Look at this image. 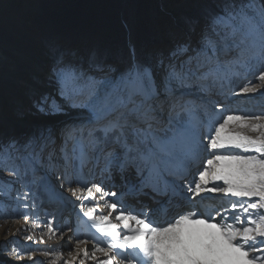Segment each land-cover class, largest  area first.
<instances>
[{
	"label": "rangeland",
	"instance_id": "374dc122",
	"mask_svg": "<svg viewBox=\"0 0 264 264\" xmlns=\"http://www.w3.org/2000/svg\"><path fill=\"white\" fill-rule=\"evenodd\" d=\"M139 2L0 0V50L6 51L0 55L13 63L0 65V145L14 141L22 149L33 139L47 145L34 169H26L20 160L16 161L18 168L0 164V264H64L71 259L69 250L72 255L79 253L73 264H102L109 258L120 264V256L135 264H149L133 249H114L109 257L97 252L91 258L94 246L106 247L111 238L102 235L98 231L102 225L86 213L92 208L93 217L109 216L111 223L120 225L115 220L118 212L107 207L113 202L156 226L206 207L207 217L223 223L221 215L230 208V200L215 204L213 200L222 194L193 197L186 186L213 155L209 137L226 116L244 117L229 121L227 135L264 140L251 136L253 126L264 123V92L259 90L264 84L260 79L264 51L258 44L250 40L239 48L229 47L218 57L221 70L217 74L183 89V99L156 105L164 109L156 108L152 131L164 148L151 171L139 160H125L111 141H92L87 132H72L71 125L79 121L77 116L84 109L60 95L57 73L74 69L103 82L133 63L155 66L163 59L165 64H179L193 54L191 49L205 32L213 38L216 33L230 32L236 23L234 13L246 7L249 15H256L264 0H146L151 13L147 16H142ZM214 20H219L215 31ZM13 69L25 75L11 76ZM245 87L255 91L243 92ZM53 101L58 110L51 106ZM67 115L72 122L56 125ZM20 129L23 132L18 134ZM215 151L255 154L235 148ZM20 155L26 153L21 150ZM159 171L169 178L162 193L171 202L164 200L169 206L160 207L162 217L147 215L150 206L163 201H155L163 187L155 181ZM69 187L81 190L73 194L67 192ZM138 190L144 195L142 205L133 199ZM194 198L212 200L192 203ZM138 206L141 213H137ZM49 222L55 234L48 231ZM118 230L124 231L122 226ZM79 240L88 243L78 244Z\"/></svg>",
	"mask_w": 264,
	"mask_h": 264
},
{
	"label": "snow or ice",
	"instance_id": "6c2138e0",
	"mask_svg": "<svg viewBox=\"0 0 264 264\" xmlns=\"http://www.w3.org/2000/svg\"><path fill=\"white\" fill-rule=\"evenodd\" d=\"M233 19L236 23L231 25L230 32L216 33L215 38L205 32L197 46L191 49L193 54L179 64L171 61L165 64L163 59L155 66L133 63L118 76L103 82L74 69L59 71L60 95L84 109L79 121L71 125L72 132H87V138L92 141H111L121 150L125 160H139L151 171L164 148L152 131L156 105L169 99H183L186 95L183 89L217 74L221 70L218 57L229 47L239 48L251 40L264 51V6L256 15H249L246 7H242L233 14ZM217 23L219 20L213 21V31ZM183 51H187V47ZM260 79L264 80V74ZM242 91L255 89L245 87ZM51 106L55 109V101ZM243 119L242 116L228 115L215 128V134L209 137L213 155L193 183L186 186L193 197L202 193H220L225 198H235L230 200V208L223 210V223L213 222L212 216L202 217L193 212L179 215L166 226H156L144 217L120 210L115 202L109 203L107 207L118 212L115 220L120 225H117L110 222L109 216L93 217V209L89 208L86 215L99 221L102 227L98 231L111 238L106 247L95 245L91 258L95 259L97 252L109 257L114 249L123 252L133 249L139 251L149 264H264V239H258L264 238V212L258 211L264 209V140L225 133L229 121ZM257 127L264 128V125L253 126V130ZM97 132L103 137L98 138ZM46 146L37 139L28 141L22 149L14 141L0 145V164L18 168L16 161L20 160L26 169H34ZM228 148L255 154L215 151ZM21 150L26 155H20ZM80 190L72 189L73 194ZM97 191L101 189L97 188ZM88 192L91 194L92 189L89 188ZM230 220L242 223L246 220V225L234 227ZM121 226L123 233L118 230ZM48 231L55 234L51 222ZM77 243L86 244L88 241L79 240ZM69 252L71 259L64 264H73L79 255ZM253 252L259 255H252ZM102 264H113V261L109 258ZM120 264L135 262L120 256Z\"/></svg>",
	"mask_w": 264,
	"mask_h": 264
},
{
	"label": "bare ground",
	"instance_id": "6f19581e",
	"mask_svg": "<svg viewBox=\"0 0 264 264\" xmlns=\"http://www.w3.org/2000/svg\"><path fill=\"white\" fill-rule=\"evenodd\" d=\"M140 2H139V6L140 7H143V9H142V12H144L143 13V15L142 16H147L148 15V13H150V11H149V9H148V7H147V2H146V0H139ZM86 2V0H84V3ZM198 4H200V3H198ZM198 4H196V5H193L194 7L195 6H198ZM124 5V4H123ZM145 5H146V7H145ZM125 6V5H124ZM132 6V5H131ZM130 9V8H129ZM148 9V10H147ZM122 12V11H121ZM125 12V11H124ZM123 13V12H122ZM151 14V13H150ZM4 52H6L4 49L3 50H0V54H2V53H4ZM14 55V54H13ZM15 57V56H14ZM35 57V56H34ZM22 62V61H21ZM8 64H13L12 62L10 63V62H8L5 58H4V56L3 55H0V65H8ZM19 67V66H18ZM25 75V73L24 72H22L21 70H17V69H13V70H11L10 71V75L12 76V75H14V76H16V77H18V76H22V75ZM5 77H8V76H5ZM2 84V83H1ZM261 89V90H260ZM259 90L261 91V92H264V84H263V87H262V85L259 87ZM167 102H165V104H166ZM164 104V105H165ZM164 105H161L162 107H164ZM166 106V105H165ZM156 108H160V109H164V108H161L160 106H156ZM166 108V107H165ZM72 116H70L69 117V115H67V116H63V118H61V119H59V120H57V122H56V125H60V124H64L65 122L66 123H69V122H72ZM80 119V116H77V120H79ZM261 125H264V123H262ZM22 129V128H21ZM20 129V133H18V134H21L22 132H23V130H21ZM4 135V134H3ZM251 136L253 137V138H256L257 136H262V137H264V128H259V129H257L256 131H251ZM260 140V139H259ZM160 174H163V173H160ZM162 176V175H161ZM157 177H160V176H157ZM163 179L165 180V181H163V182H161L160 181V179H162V178H158L157 179V181L159 182V184L160 185H162L163 187H161L160 189V191L159 192H161V193H156L157 194V196H159L158 198L157 197H155L156 199H155V201H158L159 199H162L163 201H161V203L160 202H158V203H160L159 205L158 204H154L153 206H150V208H148V211H147V215H158V217H162V209H160V207H162V206H165V208L166 207H168L169 205L167 204V203H171L170 202V200H168L167 198H165V195H164V192L165 191H163V193H162V189L163 190H166V184H167V182H168V180H169V178H167L164 174H163ZM141 190H138L135 194H134V196H133V199H136L137 200V202L140 204V205H142V203H143V201H142V197H144V195H142L143 193H141L140 192ZM67 192H72V190L70 189V187L67 189ZM71 197H72V195H70ZM167 197V196H166ZM167 199V203H163L164 202V200H166ZM231 199H235V198H225V197H223V195L221 196V197H219V198H217V199H214L213 201V203H215V204H217V203H220V201L221 202H224V201H227V200H231ZM254 200H257L258 198H253ZM139 200V201H138ZM200 198H194V200H191V202L192 203H194L193 201H196L197 203H199L200 202ZM212 199L211 198H208V199H206L205 201H203V200H201L203 203H208V201H211ZM147 205V204H146ZM170 205H172V204H170ZM183 206V205H182ZM139 208H141V206H138L137 207V213L139 212V213H141V209H139ZM171 208V207H170ZM174 208L176 209V211L175 212H177L178 210H177V206L175 207L174 206ZM208 210V208L206 207V209L205 210H200L199 212H196V213H198V214H200L201 216H204V217H207V215H208V213H209V211H207ZM213 210V209H212ZM212 210H210V211H212ZM258 211L259 212H264V209H258ZM184 214H190L189 212H187V213H184ZM210 214V213H209ZM157 220V219H156ZM235 222V223H233V222ZM229 222H231L232 224H233V226L234 227H242V226H244L245 225V221H243V223L241 222V221H235V220H230ZM161 223V222H160ZM162 224H164V223H162Z\"/></svg>",
	"mask_w": 264,
	"mask_h": 264
}]
</instances>
